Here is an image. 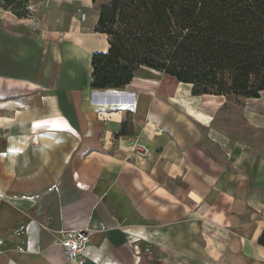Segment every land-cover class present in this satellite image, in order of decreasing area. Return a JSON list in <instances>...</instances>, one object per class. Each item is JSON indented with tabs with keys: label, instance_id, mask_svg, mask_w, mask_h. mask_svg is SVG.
Instances as JSON below:
<instances>
[{
	"label": "crops",
	"instance_id": "crops-1",
	"mask_svg": "<svg viewBox=\"0 0 264 264\" xmlns=\"http://www.w3.org/2000/svg\"><path fill=\"white\" fill-rule=\"evenodd\" d=\"M27 3L0 8V264H64L68 230L89 235L80 264H264V162L236 171L173 78L92 89V0Z\"/></svg>",
	"mask_w": 264,
	"mask_h": 264
},
{
	"label": "trees",
	"instance_id": "trees-1",
	"mask_svg": "<svg viewBox=\"0 0 264 264\" xmlns=\"http://www.w3.org/2000/svg\"><path fill=\"white\" fill-rule=\"evenodd\" d=\"M5 2L29 16L27 0ZM99 8L95 31L109 48L92 54V89H125L145 70L191 86L193 96L264 92V0H108Z\"/></svg>",
	"mask_w": 264,
	"mask_h": 264
},
{
	"label": "rangeland",
	"instance_id": "rangeland-1",
	"mask_svg": "<svg viewBox=\"0 0 264 264\" xmlns=\"http://www.w3.org/2000/svg\"><path fill=\"white\" fill-rule=\"evenodd\" d=\"M2 1H4L2 9H7L14 14L11 8L6 7V0H0V3ZM107 2L108 0H99L95 9ZM137 78H155L163 80L164 82L166 81L162 75L153 72H146L145 70L140 71ZM176 84L177 83H173V85ZM179 91L180 94L183 95L186 93L185 95L187 98H199V107L202 106L208 109L210 108L216 110V120L213 123L218 124L219 126V138L223 141L227 140L226 138H229L230 146L236 147V158L243 160L242 163L238 161L235 165L236 171H247L252 166L254 158H258L263 164L264 92L261 94L259 99L252 100L233 98L227 99L225 97L210 95L196 97L192 95L191 86L182 84L179 85ZM188 102L187 107H190V101ZM191 105L194 106L195 104ZM241 148H243V150ZM251 215L252 213H248L246 219H250Z\"/></svg>",
	"mask_w": 264,
	"mask_h": 264
},
{
	"label": "built area",
	"instance_id": "built-area-1",
	"mask_svg": "<svg viewBox=\"0 0 264 264\" xmlns=\"http://www.w3.org/2000/svg\"><path fill=\"white\" fill-rule=\"evenodd\" d=\"M4 1L0 3L3 8ZM39 20L34 22L35 27H39ZM65 238L61 241V245L66 253L67 259L64 264H80L81 258L89 243V235L84 231L68 230L65 232Z\"/></svg>",
	"mask_w": 264,
	"mask_h": 264
},
{
	"label": "bare ground",
	"instance_id": "bare-ground-1",
	"mask_svg": "<svg viewBox=\"0 0 264 264\" xmlns=\"http://www.w3.org/2000/svg\"><path fill=\"white\" fill-rule=\"evenodd\" d=\"M108 48H109V46H108ZM181 83H177L176 85H175V89H173L174 91H175V93L177 92V90H179V85H180Z\"/></svg>",
	"mask_w": 264,
	"mask_h": 264
}]
</instances>
